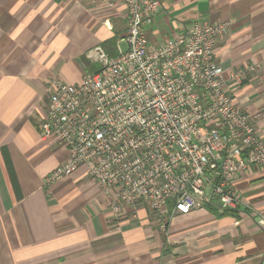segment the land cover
<instances>
[{
	"label": "crops",
	"instance_id": "crops-1",
	"mask_svg": "<svg viewBox=\"0 0 264 264\" xmlns=\"http://www.w3.org/2000/svg\"><path fill=\"white\" fill-rule=\"evenodd\" d=\"M161 2L145 26L152 45L197 19L230 24L215 54L226 73L254 66L232 96L257 115L264 138V0ZM126 30L121 2L0 0V264H264V165L236 179L237 215L206 203L173 214L166 230L145 202L116 219L86 166L44 186L69 155L38 133L49 83L80 82L98 66L88 51L101 45L119 54ZM168 208L172 214L174 204Z\"/></svg>",
	"mask_w": 264,
	"mask_h": 264
},
{
	"label": "built area",
	"instance_id": "built-area-1",
	"mask_svg": "<svg viewBox=\"0 0 264 264\" xmlns=\"http://www.w3.org/2000/svg\"><path fill=\"white\" fill-rule=\"evenodd\" d=\"M95 1L126 6L122 40L128 47L110 55L96 45L88 51L98 63L94 71L78 83H49L50 102L38 133L69 155L44 177V186L86 166L116 219L145 202L160 216L163 230L173 214L206 203L237 208L242 196L235 181L264 165V138L256 129L257 115L232 96L254 66L226 73L215 54L230 24L197 19L152 45L145 26L162 8L161 0Z\"/></svg>",
	"mask_w": 264,
	"mask_h": 264
},
{
	"label": "trees",
	"instance_id": "trees-1",
	"mask_svg": "<svg viewBox=\"0 0 264 264\" xmlns=\"http://www.w3.org/2000/svg\"><path fill=\"white\" fill-rule=\"evenodd\" d=\"M225 213H232V214H236L237 215V211L234 209H226L224 210Z\"/></svg>",
	"mask_w": 264,
	"mask_h": 264
},
{
	"label": "rangeland",
	"instance_id": "rangeland-1",
	"mask_svg": "<svg viewBox=\"0 0 264 264\" xmlns=\"http://www.w3.org/2000/svg\"><path fill=\"white\" fill-rule=\"evenodd\" d=\"M41 120V119H40ZM40 122V121H39Z\"/></svg>",
	"mask_w": 264,
	"mask_h": 264
}]
</instances>
